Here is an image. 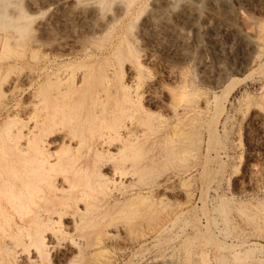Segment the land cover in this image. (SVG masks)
Segmentation results:
<instances>
[{"label": "rangeland", "instance_id": "rangeland-1", "mask_svg": "<svg viewBox=\"0 0 264 264\" xmlns=\"http://www.w3.org/2000/svg\"><path fill=\"white\" fill-rule=\"evenodd\" d=\"M11 1L30 22L0 30V142L9 123L43 126L51 142L64 69L86 81L74 105L91 169L108 156L87 149L111 125L100 119L137 140L112 149L113 182L86 214L67 201L42 259L21 215H0V264H264V0Z\"/></svg>", "mask_w": 264, "mask_h": 264}, {"label": "bare ground", "instance_id": "bare-ground-1", "mask_svg": "<svg viewBox=\"0 0 264 264\" xmlns=\"http://www.w3.org/2000/svg\"><path fill=\"white\" fill-rule=\"evenodd\" d=\"M13 6L14 10L12 11L14 13H11L10 9ZM29 22L30 17L26 14L22 4L14 5L11 0H0V30L3 29L2 31L6 33L13 29L15 32L22 33L24 30L26 31ZM11 23H14V25L16 23V26L13 27L10 25ZM20 23L22 26L19 25ZM5 37L8 42L12 39L10 34ZM3 55H0V61ZM67 70L64 69V73H61L62 75L56 74L59 72H55L56 77L53 76L51 78V104L54 103L55 105V107L52 105L53 109H51V123L48 121L51 124L49 125L51 142L48 141V135L46 134L49 133L45 132L46 129L44 130L43 126L37 127L38 130L34 129V127V130L32 129L31 131L29 127V132L24 134L23 131L25 130H20V128H23V123L20 124L22 127L15 124L19 127L15 130L17 127H14L13 123V125L9 123V126H7L5 122L4 137L2 136L3 138L0 142V215L5 216L10 213L21 215L22 223H15L17 231H19V234L25 233L27 235L29 245L41 259L48 245L45 232L50 228L51 230L56 228V219L61 222L68 217V209L72 206L67 201L73 200L74 206L81 213L86 214L89 208L84 206L86 209H83L80 206L87 202L90 203L88 200L95 193L101 191L104 185L113 182V179L110 176L108 177L107 173H104L105 169L113 165V161L117 156L112 149H126L130 142L134 143L137 140L136 135L132 131H129L128 128L125 129L126 125L124 127L122 125L123 128H116L113 124V120L116 117L113 115L102 119L98 116L97 119H100L99 129L100 127L102 128L104 123L109 125L111 122V125L103 128L106 131L102 130L100 137L86 147L94 150L107 149L106 153L108 156L103 161L99 160L98 157L100 155L98 157L95 156L96 160L91 169L88 166V162L83 159L84 156L81 150L85 146L82 137L88 128L87 120L83 117V113L77 114L75 112L79 108L75 106L77 102L74 105V100L77 96H80L78 91L82 89L81 86L86 81L85 78H82L80 85L76 84V81L74 80V82L72 79V73L68 74ZM85 75L83 74L84 77ZM105 76L101 77L103 82H112L111 77ZM1 78H4V75ZM125 90L127 92L129 89L126 87ZM215 102H219L218 98L215 99ZM78 103L81 105L80 102ZM98 104L96 107L99 106ZM90 111L92 110L90 109ZM57 145H59V149L53 151L52 148ZM94 199L96 198L94 197ZM51 201H57V205L61 202L60 207L51 208V204H48ZM41 202L47 203L49 207L48 209L47 206L45 207L47 210L44 208V210H39V207L38 210L39 212L41 211L42 215L35 214L34 210ZM5 226L9 225L0 223V228Z\"/></svg>", "mask_w": 264, "mask_h": 264}]
</instances>
